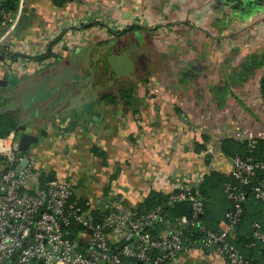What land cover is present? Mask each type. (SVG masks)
Instances as JSON below:
<instances>
[{
    "label": "crops",
    "instance_id": "obj_1",
    "mask_svg": "<svg viewBox=\"0 0 264 264\" xmlns=\"http://www.w3.org/2000/svg\"><path fill=\"white\" fill-rule=\"evenodd\" d=\"M136 34L138 43L132 40ZM8 39L24 45L28 55L54 52L53 67L0 81L13 79L21 92L32 81L44 84L31 119L23 116L21 123L38 138L23 158L34 161L40 173L69 181L77 200L116 195L121 206L136 209L150 192L197 190L204 176L228 173L222 140L264 141L258 92L264 76V0H66L59 8L51 0H26ZM119 40L121 52L127 46L137 53L151 47L154 57H141L145 64L117 88L106 83L100 90L93 84L79 88L71 81L74 72L64 79L58 61H69L66 55ZM148 60L159 64L149 68ZM120 90L129 92L128 103L100 104L101 94ZM94 113L99 121L92 120ZM69 114H77L78 121L67 131ZM227 208L221 193L208 205L213 231L223 230ZM245 216L240 233L256 221L264 225V204L248 202ZM173 224L162 225L161 232ZM209 253L204 259L195 254L196 260L184 256L176 264H222Z\"/></svg>",
    "mask_w": 264,
    "mask_h": 264
},
{
    "label": "built area",
    "instance_id": "obj_2",
    "mask_svg": "<svg viewBox=\"0 0 264 264\" xmlns=\"http://www.w3.org/2000/svg\"><path fill=\"white\" fill-rule=\"evenodd\" d=\"M2 2L0 76L23 77L47 69L54 52L51 58L40 61L37 58L46 56L45 52L28 55L24 45L8 39L26 0H14L13 11L3 8ZM16 140L14 133L0 139V264H123L127 260L133 264H176L192 254L204 259L210 246L213 257L222 264H258L243 257L233 242L247 200L238 186L255 182L253 198L264 202V181L257 176L264 171V163L237 156L230 159L226 175L237 183L223 185L229 209L220 232L205 230L201 221L204 202L199 192L179 186L167 194L168 202L186 203L190 215L176 219L172 230L153 236L150 232L161 223L159 208L138 216L135 209L121 206L114 195L82 200L84 208L80 209L77 200H71L69 181L50 179L39 188L42 173L30 159L24 169L17 170L23 157L14 153ZM93 214L103 215L102 221L94 222ZM72 223L83 230L69 240L65 229ZM186 229L197 230L201 239L189 241L183 233ZM251 238L250 248L264 246V231L257 223L252 224ZM114 245L119 247L113 249Z\"/></svg>",
    "mask_w": 264,
    "mask_h": 264
},
{
    "label": "trees",
    "instance_id": "obj_3",
    "mask_svg": "<svg viewBox=\"0 0 264 264\" xmlns=\"http://www.w3.org/2000/svg\"><path fill=\"white\" fill-rule=\"evenodd\" d=\"M51 2L55 7L59 8L63 6L66 0H51ZM2 3H3V8H5L8 11H13L15 8L14 0H3ZM133 29L134 28H132L131 30ZM125 32L126 31L119 32L117 36L119 37ZM46 54H47L46 56L37 58V60L42 61V60L51 58L50 52H47ZM55 61H57V59L53 57V61L50 65H52ZM12 81L13 83L15 82L13 79ZM258 92H259L261 100L264 103V76L261 77L259 81ZM130 99L131 98H130V94L128 91L120 90L117 94H113V93L101 94L99 98V102L100 104H104V105H112L118 100H122L128 103ZM68 119L70 120V123H69V126L66 128V130L70 131L76 125V121H78V116L77 114L75 115L69 114ZM19 125H22L25 127V124H21L18 121L17 115L13 114V112L8 111L7 109L1 111L0 112V139L6 138L10 133H14L15 137L18 136L19 131L17 130V128ZM220 152L222 155L230 159L237 156V157H240L241 159H251L252 161H258V162L264 163V141L259 140V139H255L253 141H242V142L235 141L232 139H224L220 143ZM14 153L17 158H22L23 156L27 155L26 153H20L17 150H15ZM93 153L99 154V151L93 148ZM100 154L102 155V152H100ZM257 176H258V180L264 181V171L258 172ZM50 179H54V178L42 173L38 180L39 188H43L44 185ZM227 182H232L234 184L237 183L236 181H233L227 175L212 172L202 178L201 184L199 188H197V191L202 196L203 202H204V214L201 218V221H202V224L204 225L205 230L215 232L213 231L214 230L213 228H210L208 226V223L214 220V218H212L213 213L209 211L208 205L213 203L218 193L222 194L224 200L226 201L228 205L227 210L229 209V203L226 200L225 195L223 193V185ZM254 185H255V182H252L248 185H244L240 187L238 186L239 190L244 192L247 198L246 202L243 205V213H242L240 222L243 221V219L246 217L245 216V205L248 202L250 203L253 202L256 205L264 204V202L257 201L253 198L252 189ZM71 200L74 201L77 199L74 198V196L72 195ZM77 203L80 209L84 208L81 200H77ZM157 208H159V215L161 218V223H159L153 229V231L150 232V234L153 236L157 235L158 233H161V231L164 230V227L162 225L166 223L173 224L176 219L182 216L188 217L190 215V211L186 203L181 202V203L170 204L168 202V195H163L162 193H158V192H150L145 197V199L142 201V203L139 205V207L135 209V212L138 216H142V215H145L147 213H150L156 210ZM227 210L225 211V213L227 212ZM225 213L223 216L224 221H225ZM93 216H94V222L102 221L103 219V215L100 216V215L93 214ZM254 223L259 224V226L261 227V230L264 231V225L262 223H260L259 221H256ZM252 224H251L250 231L244 232V233L238 232V227H237L236 229L237 235L233 243L237 247V249L239 250L240 254L243 257L251 259L254 261V263L259 264V263L264 262V257L258 260L253 257L252 251L256 250V252L264 255V246H257L253 248L249 247V244L252 241V238H251ZM65 230L66 232H68L67 238L69 240H72L73 238H75V234L77 232H81L83 228L72 223ZM183 233H184V236L189 241L201 239L202 237L195 229H191V230L186 229V230H183ZM118 247L119 245H114L113 249H116ZM259 248H262V250H259ZM206 254L208 256L210 255L208 249L206 250ZM191 256H192V259H195V260L197 259L195 254H192ZM132 262L133 261L131 260H127V261H124L123 264H133Z\"/></svg>",
    "mask_w": 264,
    "mask_h": 264
},
{
    "label": "rangeland",
    "instance_id": "obj_4",
    "mask_svg": "<svg viewBox=\"0 0 264 264\" xmlns=\"http://www.w3.org/2000/svg\"><path fill=\"white\" fill-rule=\"evenodd\" d=\"M140 38V35L136 34L132 37V40L138 43ZM91 47L92 46L85 45L77 49L78 51L72 55H66V57H69V61H58V65L63 64L64 66H60V69L65 71L64 79L67 78L66 75H68L69 72H74L75 76L71 81L79 82V88L81 86H91L93 84L94 88L100 90L102 89L100 87L102 83L109 84L112 88H117L120 86V80L136 72L139 65L143 66V64H145L143 61H140L141 57H154L151 54V47L137 53L134 47L130 49L131 47L127 46V51L121 52L120 40L116 43L108 44L105 47ZM146 63L149 68H155L154 66L159 64L158 62L156 63V61L153 62L149 60ZM101 70L102 72L99 74V77H95V74ZM88 74L89 76H85ZM56 78L57 77H55L53 81L57 80ZM8 79L9 78L5 79L7 85L5 87H0V112L5 109L13 112V114L17 115L20 123H23L24 117L30 120L33 112L31 111V107H35V100L40 98L43 94L45 95L44 92L46 90L44 84H36L37 82L32 81V83L26 86V89H24L25 91L21 92L19 91L21 88H16V84ZM110 86H107V88H110ZM64 100L66 103L67 98ZM17 137L18 136H16V139Z\"/></svg>",
    "mask_w": 264,
    "mask_h": 264
},
{
    "label": "water",
    "instance_id": "obj_5",
    "mask_svg": "<svg viewBox=\"0 0 264 264\" xmlns=\"http://www.w3.org/2000/svg\"><path fill=\"white\" fill-rule=\"evenodd\" d=\"M7 85L6 81H0V87H5ZM91 108V105H86L85 111L89 112ZM99 117H97V114L94 113L92 120L93 121H99ZM17 130L19 131L18 137L16 140L15 145L13 146L14 150L19 151L20 153H27L31 145L37 144L38 138L32 135H29L25 133V128L23 126H18ZM3 160V157L0 156V161ZM29 163V158H23L20 160L17 170L21 171L24 169ZM213 250V247L210 246L208 248V251L211 252ZM135 264H142L141 262H136Z\"/></svg>",
    "mask_w": 264,
    "mask_h": 264
}]
</instances>
